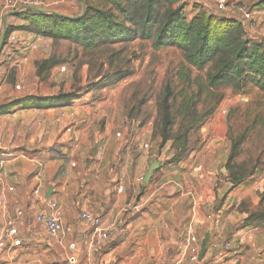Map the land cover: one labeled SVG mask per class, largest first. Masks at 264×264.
<instances>
[{
    "label": "rangeland",
    "instance_id": "374dc122",
    "mask_svg": "<svg viewBox=\"0 0 264 264\" xmlns=\"http://www.w3.org/2000/svg\"><path fill=\"white\" fill-rule=\"evenodd\" d=\"M89 1L99 5L107 3V0ZM18 4L20 3L16 4V8ZM22 10L16 11L12 5L0 13V36L3 31V15H6L5 28H18L9 33H13L15 42H10L8 37L4 38L0 51V85L5 80L13 89L19 85L21 91L23 84L28 83L33 96L74 92L77 98L72 104H75L78 112V124L88 117L91 119V126L96 125L102 130L106 119L113 118L112 133L120 132L122 137L121 131L125 128L127 130L128 140L125 143L122 141L118 152L124 154L128 150L131 155L125 160L121 157L115 169L114 156H102V146L99 148L97 143L94 145L92 142L91 147L85 149L81 146L74 147L72 141L66 145L68 152L73 150V160L77 161V165L86 158L84 151L87 149L94 152L86 161L95 162L96 167L102 161L97 167L99 179L96 178L97 184L92 191L96 195L88 205L92 210L87 207L84 209L94 213L101 207L102 218L109 215L108 222H117L114 264H122V261L126 264L124 259L138 252L136 241H126L122 246L126 235L119 236L120 222L119 219H114L115 195L118 192L120 195L125 193L124 183H128L130 177L132 181L143 174V171L146 172L152 161H157L158 167L147 184L143 185L139 180L134 183L139 186L140 193L141 188L142 193H146L153 191L161 183L175 180L178 186L171 183L163 186L174 187L173 190L161 189L164 196L167 193H177L176 195L192 199L203 191V196L214 197L208 205V213L216 215H219L218 210L226 201L227 214H231V219L233 216V221H239L236 223L237 229H242L243 221L249 214L260 206L264 209V93L251 82L245 81L239 88L231 83L208 86L209 67L196 70L185 62L178 49L167 47L153 50L147 40L86 49L68 40H53L38 34L34 25L20 18ZM29 55L33 57L28 58ZM19 56L21 60H17ZM26 57L27 64L24 62ZM44 59L53 62V65L38 76L36 63ZM19 61H22L21 79L15 77ZM124 73L129 74L114 82L116 77ZM162 102L169 106L170 124L167 125L159 113V104ZM190 125L192 127L187 129L185 149L182 151L179 143L185 128ZM69 144L72 145L69 147ZM60 150H51L56 154L54 158L65 157ZM125 161L126 170H120ZM91 163L86 166L87 170H82L86 171L87 179H92L95 173V167ZM135 165L139 167L134 168ZM76 168L81 170L79 166ZM62 171L59 170L60 177L54 182L55 189L64 183L66 172L63 171L62 175ZM76 172L73 171L75 178L69 180L71 186L68 185L72 193L64 198L72 214V220L68 223L74 229L78 228V221L74 218H77L83 208L81 203L88 197L75 194L74 184L81 177ZM117 176L122 178V183L114 181ZM153 176V180L158 183L150 186ZM73 181L76 182L72 183ZM199 181L205 182V187L198 184ZM118 183L123 185L122 192L114 190ZM103 193L109 201L106 206L96 200V196H103ZM126 198L125 196L119 200L118 208L121 213L128 212L123 211L127 204L123 203ZM77 200L82 201L78 203ZM223 214L220 215L221 221ZM231 230L235 231L233 225L224 229L225 236L221 238L232 239L234 232ZM170 251L165 256L162 255L160 260L165 259L173 264L174 256ZM244 251L248 252L252 260H256L257 254L261 253L250 252L249 249ZM143 255L138 254L141 258ZM158 256L159 254H154V259L159 260ZM139 257L134 264H140Z\"/></svg>",
    "mask_w": 264,
    "mask_h": 264
},
{
    "label": "crops",
    "instance_id": "0c3cea01",
    "mask_svg": "<svg viewBox=\"0 0 264 264\" xmlns=\"http://www.w3.org/2000/svg\"><path fill=\"white\" fill-rule=\"evenodd\" d=\"M4 1L0 2V13L3 11ZM39 1L43 3V7H34L35 9L50 10L63 15H73L81 9L80 0ZM258 1L229 0L230 4L232 2H241L249 7ZM207 7L208 4L203 3L201 0H188L185 2L183 12L190 18L200 9H206ZM74 10L77 11L75 12ZM252 14L254 18L252 22L242 21L239 13L232 8H229L228 12L222 13L220 16L239 21L249 37L264 42V9H252ZM4 16L6 15H3V18ZM2 52H4V49ZM31 57L33 56H28V58ZM19 58L20 56L17 60H21ZM28 58L24 59L25 64L28 63ZM22 61H19L18 67L16 65L18 71L15 73V77L17 76L18 79L22 77ZM29 86L28 83L23 84L22 90L19 91L20 88L13 89L4 80L0 85V105L25 96H33V91L30 90ZM75 108V104H71L68 107L54 106L46 109L21 108L17 106L10 110L9 113L0 115V232L6 215L12 214L17 210L23 212L17 222L18 230L23 237L22 244L14 248L0 249V264H114L115 238L112 237L99 249H91L88 245L91 229L86 224L81 223L78 220V216L74 218V220L78 221V228L74 229L71 227L68 222L72 220V214L64 199L65 196L67 198V195L72 193L68 185L71 186L69 180H74L75 178L73 177L75 174L73 171L75 170L77 171L76 174L81 176L79 182H72H76L74 184L75 194L78 195L79 193L81 197L88 196L81 203L83 205L82 210L85 207L92 210L88 205L90 201H94L96 195L92 191L97 184L96 178L99 179L97 167L102 161L98 162L97 167L94 165L95 162H90L93 164L92 167H95V173L92 179H87L85 177L86 171L82 172V170H87L90 163L86 159L88 160V157H91L94 151L92 149L84 151L86 158L77 165V161L73 160V150L68 152L66 145L72 141L74 147L81 146L85 149V147L90 148L92 142L94 145L97 143L99 148L102 146V156H114L115 169L121 157L125 160L126 157L131 155L128 150L124 154H119L118 152L122 141L124 143L127 142L128 134L125 128L121 131L122 137H115L116 132L112 133L111 130L114 124L113 118L111 120L106 119L102 130L96 125L91 126V119L88 117L78 124L76 118L78 112ZM71 114L74 115L75 124L73 132L67 133L65 132V126L71 121ZM72 144H69V147ZM52 149H61L60 152L65 157L54 158L56 154H53ZM145 157L143 160H145ZM126 163L125 161L124 166H120V170H126ZM77 166L81 170L78 171ZM138 167V165L134 166V168ZM60 169L65 171L66 175H64L63 171L61 172L64 175V183L55 189L54 182L60 177ZM144 173L145 171L140 176H143ZM140 176L132 181L130 177L128 183H124L125 193L123 192L120 195L118 192L114 198V219H119L121 227L119 236L126 235L122 246L124 247L126 241H136L138 245L137 254H131L124 259L126 264L131 262V264H134L137 261L135 259L139 257V253L144 254L142 258L139 257L141 258L139 260L140 264H168L171 261L160 260V257L162 255L165 256L169 250L174 256L173 264H191L178 255V245L185 237L189 224H192L193 230L198 237L200 250L203 245L201 257L196 264H264V228L237 229L236 223L239 221H233V216L231 219V214H227L226 201L221 205V209L218 210L219 215L216 218V214L208 213V205L214 200L212 195L203 196V191H200L197 193L196 198L192 197V199L176 195L177 193L172 195L167 193L164 196V191L161 189L171 188L173 190L174 187L163 186L168 183L178 186L179 184L175 180L168 181L165 184L161 183L153 191L146 193L144 191L142 193L143 188H141L140 193L139 186L134 185ZM153 179L154 176L150 186L158 183L157 180ZM114 181L122 183V178L117 176ZM38 183L40 191L44 195L48 188L51 187L52 195L50 198L58 202L63 208L62 232L64 234V244H57L55 239L45 232L43 225L35 221V215L43 207V202L36 199L32 194L33 188ZM45 183L46 185H44ZM146 184L143 183V185ZM198 184L205 187L203 185L205 182L203 181H199ZM8 188L12 190L10 191ZM125 196L127 198L124 200V204L128 202L140 203L137 212H120L118 208L119 200ZM96 200L105 206L109 204L105 194L103 196L98 194ZM81 201L77 200L76 202L80 203ZM94 213L99 214L102 218L103 208L96 209ZM222 213H224V216L221 221L220 215ZM108 216L102 218L104 223L108 222ZM232 225L233 229H235V231L231 230V232H234L232 239L221 238L225 236L223 233L224 229ZM215 240L217 242L230 240L231 247L218 252V248L215 247ZM244 249H249L250 252L261 251V253L257 254L256 260H252V257H249L248 252H245ZM154 254H159V260L154 259ZM224 260L226 262L223 263ZM121 263L124 264L123 261Z\"/></svg>",
    "mask_w": 264,
    "mask_h": 264
},
{
    "label": "trees",
    "instance_id": "16d2710c",
    "mask_svg": "<svg viewBox=\"0 0 264 264\" xmlns=\"http://www.w3.org/2000/svg\"><path fill=\"white\" fill-rule=\"evenodd\" d=\"M80 3V11L73 15L32 8L22 10L19 15L34 25L38 34L53 40H68L84 49L135 40L149 41L153 50L176 48L185 62L196 70L209 67L208 86L231 83L239 88L241 83L249 81L264 93V42L249 37L235 19L211 14L206 9H200L189 18L183 12L185 2L180 0H107L102 5L80 0ZM250 8L263 10L264 0ZM14 30L18 28L7 26L4 38ZM52 63L47 59L36 63V74L40 76ZM128 74L116 77L114 82ZM76 98L71 91L25 96L0 105V115L17 106L34 109L68 107ZM159 113L164 124H170L166 102L159 104ZM190 127L192 125L185 128L179 143L182 151ZM260 207L244 219L242 228H264V209Z\"/></svg>",
    "mask_w": 264,
    "mask_h": 264
},
{
    "label": "built area",
    "instance_id": "2783aa9c",
    "mask_svg": "<svg viewBox=\"0 0 264 264\" xmlns=\"http://www.w3.org/2000/svg\"><path fill=\"white\" fill-rule=\"evenodd\" d=\"M12 1V2H11ZM182 2H186L188 0H180ZM203 3L208 4L206 10L214 15L220 16V14L228 12L229 8L234 9L239 13L240 19L242 21H253L252 9L244 3L241 2H232L230 4L229 0H201ZM11 2V3H10ZM18 4V8H16V4ZM3 9H6L7 6H15L16 11H20L26 8L34 7H43V3L39 0H5L3 3ZM47 7V6H44ZM44 9V8H43ZM37 10V9H36ZM50 11V10H47ZM8 40L10 42H15L16 38L12 34L8 36ZM15 89H19V85L15 86ZM71 121L65 126V132L72 133L73 127L75 124L74 115L71 114ZM120 132L115 133V137H120ZM73 165V164H72ZM139 181L143 182V176H140ZM10 191L12 189L8 188ZM117 191L123 190V185L118 183L116 187ZM33 196L41 200L43 202V207L39 210V212L35 215V221L38 224L43 225L45 232L58 244H63L64 242V234L62 232V217H63V208L60 206L58 202H56L52 198H45V195L40 191L39 183L32 190ZM140 203L139 202H128L123 211H135L139 210ZM23 212L21 210H17L12 214H8L5 217L3 228L0 232V249L5 248H14L18 247L22 244L23 237L20 235L18 230L17 222L18 219L22 216ZM217 218V215H216ZM78 220L81 223L86 224L91 229V235L88 240V245L91 249H99L101 248L105 242L110 240L112 237L116 238L118 234V224L117 222L111 221L104 223L99 214L93 213L86 209L81 210L78 215ZM215 247L218 248V252L224 250L225 248H229L231 243L230 241L217 242L215 240ZM199 240L197 235L193 230L192 224H189L186 229V235L182 239L181 243L178 245V255L180 258L187 260L191 264H196L199 262ZM226 260L223 261V263Z\"/></svg>",
    "mask_w": 264,
    "mask_h": 264
},
{
    "label": "water",
    "instance_id": "95a60500",
    "mask_svg": "<svg viewBox=\"0 0 264 264\" xmlns=\"http://www.w3.org/2000/svg\"><path fill=\"white\" fill-rule=\"evenodd\" d=\"M4 34H5V16L3 18V31H2L1 36H0V51H1V48H2V44H3ZM157 167H158V162L157 161H152L149 164V166L147 168V171L145 172V174L143 176V180H142L143 183H147L149 181V179L152 176V173L154 172V170H156ZM51 194H52V188L49 187L48 190L45 193V198H47V199L50 198ZM202 250H203V245L201 246V250H200V253H199V258L201 257Z\"/></svg>",
    "mask_w": 264,
    "mask_h": 264
}]
</instances>
